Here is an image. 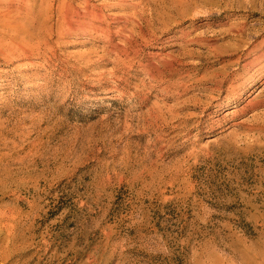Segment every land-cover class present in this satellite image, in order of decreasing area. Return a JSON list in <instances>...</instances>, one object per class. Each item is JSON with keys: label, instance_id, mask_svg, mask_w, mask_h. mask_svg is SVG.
I'll return each mask as SVG.
<instances>
[{"label": "rangeland", "instance_id": "1", "mask_svg": "<svg viewBox=\"0 0 264 264\" xmlns=\"http://www.w3.org/2000/svg\"><path fill=\"white\" fill-rule=\"evenodd\" d=\"M0 264H264V0H0Z\"/></svg>", "mask_w": 264, "mask_h": 264}, {"label": "bare ground", "instance_id": "2", "mask_svg": "<svg viewBox=\"0 0 264 264\" xmlns=\"http://www.w3.org/2000/svg\"><path fill=\"white\" fill-rule=\"evenodd\" d=\"M12 1V0H11ZM70 4V3H69ZM80 13V12H79ZM6 16V15H5ZM142 17H143V15H142ZM129 39H130V37H128ZM129 39H128V41H129ZM250 103H252V101L250 100L249 102H248V104H250ZM233 112H234V110H233ZM234 123H233V125H238V124H240L241 122L240 121H233Z\"/></svg>", "mask_w": 264, "mask_h": 264}]
</instances>
